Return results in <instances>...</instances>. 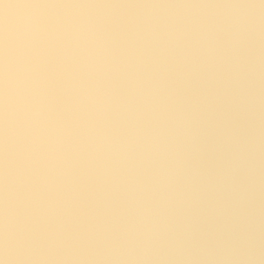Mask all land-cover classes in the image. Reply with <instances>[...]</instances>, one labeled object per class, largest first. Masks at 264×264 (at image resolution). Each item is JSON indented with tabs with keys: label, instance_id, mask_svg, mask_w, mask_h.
<instances>
[{
	"label": "rangeland",
	"instance_id": "374dc122",
	"mask_svg": "<svg viewBox=\"0 0 264 264\" xmlns=\"http://www.w3.org/2000/svg\"><path fill=\"white\" fill-rule=\"evenodd\" d=\"M76 3L80 16L98 20L99 41L81 42L74 55L83 64L59 71L49 56L35 57V37L30 58L50 64L48 127L59 143L35 142L28 163L33 137L17 129L11 207L36 243L0 264H36L42 247L46 264H78L62 251L77 242L61 241L59 231L80 213L73 201L106 202L114 218L104 217L87 243L101 254L82 264H128L127 252L141 248L147 264H264V1H237L245 15L236 42L217 28L234 30L230 15L219 17L205 0H97L98 12L94 0ZM35 7L44 23L45 7ZM97 88L110 97L106 106L88 99ZM0 92L2 237L9 157ZM221 170L235 172L239 185L220 181ZM60 200L70 208L52 206ZM212 204L222 214L209 237Z\"/></svg>",
	"mask_w": 264,
	"mask_h": 264
},
{
	"label": "crops",
	"instance_id": "0c3cea01",
	"mask_svg": "<svg viewBox=\"0 0 264 264\" xmlns=\"http://www.w3.org/2000/svg\"><path fill=\"white\" fill-rule=\"evenodd\" d=\"M95 1V7H91V9H95L97 12L100 10L99 4H96L97 0ZM237 1L241 0H205L208 3L209 8H213L219 12V17H225L224 14L230 15L231 10L235 8L237 5ZM251 2H257V0H250ZM264 1V0H263ZM41 5L45 7L47 12V20L42 23L41 31H39L36 41H35V57H38L42 53L49 56L52 59L53 65L59 67V65H82V61L80 58L75 56V51L77 48L81 46V42L84 44L86 40L91 41V43L99 41L97 33L94 28H98V25L95 23L96 19L92 20L91 16H88L84 19L80 16V11L77 8L76 0H0V89H4V63L6 58L7 46L9 43L12 44L16 25L18 21L26 15L28 12L34 10L35 4ZM233 3V5H232ZM39 9V8H37ZM40 11V10H39ZM109 12V11H108ZM93 14V12H92ZM105 14L102 11V16ZM22 16V17H21ZM105 16V15H104ZM113 17V15H111ZM96 20V21H95ZM57 21H62L64 27L62 29H57L56 24ZM100 21V20H99ZM92 23L94 27L91 31L88 30L87 25ZM96 25V26H95ZM76 26H84L81 28L80 31L76 30ZM95 30V31H94ZM95 34V35H93ZM14 55V54H13ZM15 56V55H14ZM16 57V56H15ZM17 58V57H16ZM48 58V59H49ZM64 66V67H65ZM63 67V68H64ZM59 67V71H60ZM64 77L66 74L61 71ZM84 77H90L91 75H85ZM77 75H74V78ZM61 77V76H60ZM1 93V92H0ZM249 168V167H247ZM224 170L220 171L219 178L220 181L229 182L232 185H237L238 182L234 179L236 178V173L227 174ZM247 176V175H246ZM239 185V184H238ZM264 193V191H263ZM264 195V194H263ZM83 196V195H82ZM262 196V195H260ZM74 202V203H73ZM72 207L74 209H80L79 214H74V220L70 221V224L65 226V223L60 226L59 231H61L60 239L61 241L65 242H77L74 245H68V248H64L62 251L63 253H68V256L72 259L75 258L77 255L81 261L78 264L87 263L89 260L88 258H96L101 253H96L95 250H90L89 252V244L93 241L96 237V231L101 230L104 226V217L105 223L107 224V219L109 218L110 221L114 222V218L109 216L107 213L108 204L105 202L104 205H92V206H80V202L73 201ZM55 204V203H54ZM54 206L57 210H65V208H70L69 206L66 207L65 201L60 200L57 205ZM76 204V205H75ZM65 205V206H64ZM91 205V204H90ZM110 208V207H109ZM106 209L104 214L103 210ZM87 215V217H86ZM111 215V214H110ZM227 225V224H226ZM226 227V226H225ZM63 237V239L61 238ZM208 245H211L210 243ZM97 245H92L91 248H96ZM67 247V246H66ZM42 252L40 256H38V261L36 264H46L43 260L46 259V254L48 253L46 248H41ZM70 251H74V253H69ZM107 254V253H106ZM15 260L17 261L18 255H13ZM12 256V257H13ZM9 255L5 253H0V261H7L9 260ZM84 259L88 260L85 261ZM97 260V259H96ZM10 261H12L10 259ZM29 261V260H28ZM22 264V262H20ZM30 264V263H28Z\"/></svg>",
	"mask_w": 264,
	"mask_h": 264
},
{
	"label": "clouds",
	"instance_id": "9594fccd",
	"mask_svg": "<svg viewBox=\"0 0 264 264\" xmlns=\"http://www.w3.org/2000/svg\"><path fill=\"white\" fill-rule=\"evenodd\" d=\"M244 15V9L234 8L231 10L230 25L237 35L243 27ZM63 27V22L57 21L56 28L62 29ZM82 27L84 26H76V30L80 31ZM87 27L91 31L94 25L89 24ZM29 28L32 40H34L39 31H41L42 21L40 19L33 21ZM25 47L30 49L31 41H28ZM13 50V45L9 43L4 63L3 96L6 125L5 143L9 157L6 183L9 206L6 213L3 234L0 237V247L8 255L30 252L36 243L31 228L25 227L21 229L17 226L15 214L11 207L14 190L10 165L13 149L17 143V129L22 124L33 137V141L26 147V152H28L26 162L28 163H31V155L34 151L35 142L46 138L54 144L59 143V138L53 137L48 127L53 105L46 93L45 78L38 70V67L32 63L29 56L18 59L13 55ZM88 99L94 104L101 106H106L110 103V97L101 88H97L95 92L90 93ZM151 234V230L143 234V239L146 244L150 242Z\"/></svg>",
	"mask_w": 264,
	"mask_h": 264
},
{
	"label": "built area",
	"instance_id": "2783aa9c",
	"mask_svg": "<svg viewBox=\"0 0 264 264\" xmlns=\"http://www.w3.org/2000/svg\"><path fill=\"white\" fill-rule=\"evenodd\" d=\"M41 12L38 9H34L30 12H28L26 15H24L17 23L14 39L12 42L13 45V54L18 59H23L25 56H31L33 47H34V40H32L31 34H30V24H32L33 21L40 19ZM217 28H219V31L222 32L225 36L228 38H234L233 40L236 42L239 37L237 34H235L234 30H230L229 27H225L224 25H219ZM230 38V39H231ZM31 41V48L25 47V44ZM38 70L41 72V74L44 76L45 80L44 82L50 81L51 78V71H50V64H48L47 59H41L40 63L37 65ZM1 105L3 106V101H1ZM4 111V108H3ZM70 129L76 130L80 127V122H78L76 119L73 121H70ZM32 171H28V177H31ZM222 214V207L219 204H212L211 208L209 209V220L207 223V226L205 228L204 234L205 236H213L214 232L216 230V226L214 222L219 218H221ZM127 261L128 264H147L149 260V252L146 248H141L137 251H128L127 252Z\"/></svg>",
	"mask_w": 264,
	"mask_h": 264
},
{
	"label": "bare ground",
	"instance_id": "6f19581e",
	"mask_svg": "<svg viewBox=\"0 0 264 264\" xmlns=\"http://www.w3.org/2000/svg\"><path fill=\"white\" fill-rule=\"evenodd\" d=\"M22 17V16H21Z\"/></svg>",
	"mask_w": 264,
	"mask_h": 264
}]
</instances>
